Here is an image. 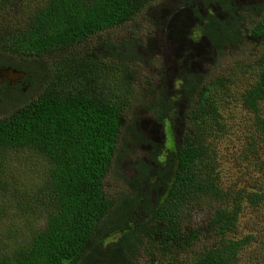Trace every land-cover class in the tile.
<instances>
[{"label": "trees", "instance_id": "16d2710c", "mask_svg": "<svg viewBox=\"0 0 264 264\" xmlns=\"http://www.w3.org/2000/svg\"><path fill=\"white\" fill-rule=\"evenodd\" d=\"M158 1L43 0L23 9L17 0H0V164L2 154L19 148L49 163L43 198L33 192L32 202L21 204L45 209L41 224L0 256V264H249L242 253L253 236L235 237L240 202L260 204L263 197L224 188L208 132L223 133L217 87L229 81L208 82L195 67L198 59H221L229 47L242 45L244 18L257 15L247 32L262 46L255 59L259 75L240 97L264 131V0H167L162 17L153 14L147 46L165 56L162 78L155 86L146 79L137 91L133 79L143 51L134 38L123 51L108 46L118 50L105 56L111 62L84 47L144 12L151 17L156 6L148 7ZM160 32L163 40L154 38ZM155 53L145 55V64ZM6 69L24 78L4 81ZM114 70L122 74L118 83L125 93L120 88L109 96L107 76ZM134 107L163 126L164 137L141 131L143 118ZM177 121L184 128L178 143ZM130 140L149 150L127 152L133 175L110 197L105 181L124 155L120 144ZM230 200L236 202L233 211ZM202 212L207 226L193 221Z\"/></svg>", "mask_w": 264, "mask_h": 264}, {"label": "rangeland", "instance_id": "374dc122", "mask_svg": "<svg viewBox=\"0 0 264 264\" xmlns=\"http://www.w3.org/2000/svg\"><path fill=\"white\" fill-rule=\"evenodd\" d=\"M17 1L20 4L22 3L23 9H28L43 0ZM166 1L159 0L148 7L156 6L151 12V17L148 12H144L137 16L135 20H131L123 26L93 37L84 47L90 51H96L97 54H102L106 61L111 62L108 59L115 56L114 53L118 50L114 51L112 47L113 52L108 51V46L117 45L119 50L123 51L125 42H129L134 38L132 42L134 46L137 43L140 44L143 51L141 55L143 65L139 67L137 77L133 79L136 82L137 91L145 87L147 84L146 79L151 85L155 86L162 78L160 70L163 62L165 63V56L147 50L149 49L147 46L152 38L151 35L155 31L154 22L152 21L153 14L157 18L158 16L162 17V5ZM259 1L239 0V3L250 5L257 4ZM9 12H11V9ZM259 19L257 15L245 16L246 28L242 45L229 47L221 59L218 56L211 62L198 59L195 67L196 72L206 74L208 82L218 78H221L222 81L224 78L229 81L225 83V86L220 85L217 87L219 111L224 122L223 133L215 137L217 130L208 132V140L214 143L217 156L216 164L221 171L224 188H228L235 194L240 193L242 196L244 192H258L263 197L260 204L251 201L249 198L241 199L240 202L241 211L235 237L253 236L252 243L242 253L244 261L247 260L249 264H264V131L259 129L256 115L245 107L240 95L258 79L259 70L255 68V59L262 50V46L251 39L252 36L247 31L256 25ZM161 20L163 23L164 19ZM163 26L165 27L166 23ZM154 38L163 40L161 32L155 34ZM161 39L157 41L162 43ZM152 41L153 39L150 43L153 46ZM145 51L155 53L151 58L152 64H145L147 62L145 55L149 54ZM106 55H109L108 59L105 58ZM168 61L169 71L174 72L173 60L169 58ZM1 73V79L10 83H18L24 78L21 72L14 69H6ZM120 77H122V74L116 70L110 72L107 76L110 83L107 90H105L109 96H112L115 90L119 91L120 88L121 92L125 93L123 84L118 83ZM132 110L133 112H139L140 117L143 118L141 123H138L141 131L145 133L147 131L152 138L157 140L164 137L163 126H154L152 120L138 110V107H134ZM260 116L264 118V103L261 104ZM140 124H143V127ZM176 124V134L174 136L178 143L181 140V133L184 128L179 121ZM124 146H126V149L123 157L121 160L117 158V166L115 165L111 175L105 181V190L110 197L119 194L123 190L125 179L133 175L131 158L127 156V152L132 150L133 155L134 150L141 154L149 150L142 144L139 146L134 145L132 140L129 142L122 141L120 147ZM121 153L123 154V152ZM48 167L49 163L43 156L28 148L13 149L2 154L0 183L6 190L5 194L0 191V256L7 255L15 244L25 239L28 233L41 224V218L44 216L43 210L45 209L24 208L21 204L31 203L33 192H38L42 197L41 183ZM227 206L230 210H235V200H230ZM207 219V213L202 212L193 221L198 226H207Z\"/></svg>", "mask_w": 264, "mask_h": 264}]
</instances>
